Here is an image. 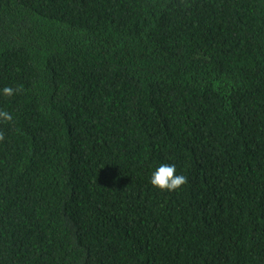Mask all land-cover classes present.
I'll use <instances>...</instances> for the list:
<instances>
[{"label":"trees","instance_id":"16d2710c","mask_svg":"<svg viewBox=\"0 0 264 264\" xmlns=\"http://www.w3.org/2000/svg\"><path fill=\"white\" fill-rule=\"evenodd\" d=\"M0 110V264H264V0H0Z\"/></svg>","mask_w":264,"mask_h":264},{"label":"clouds","instance_id":"9594fccd","mask_svg":"<svg viewBox=\"0 0 264 264\" xmlns=\"http://www.w3.org/2000/svg\"><path fill=\"white\" fill-rule=\"evenodd\" d=\"M19 89L12 87H4L2 93L4 96L11 97L16 94ZM12 115L0 110V121H11ZM4 139V133L0 131V141ZM151 184L161 190L173 191L181 188L187 183V177L183 174H176V166L169 164H161L151 176Z\"/></svg>","mask_w":264,"mask_h":264}]
</instances>
